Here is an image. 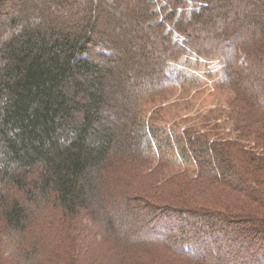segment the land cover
Instances as JSON below:
<instances>
[{
	"label": "trees",
	"instance_id": "16d2710c",
	"mask_svg": "<svg viewBox=\"0 0 264 264\" xmlns=\"http://www.w3.org/2000/svg\"><path fill=\"white\" fill-rule=\"evenodd\" d=\"M218 7L222 36L248 24L263 43L198 48L193 27L206 24ZM127 12L165 44L161 79L146 89L134 88L144 56L132 50L124 30L120 16ZM254 48L264 53V0H0V264H38L34 257L55 231L54 241L66 252L48 264H212L190 241L152 232L138 241L120 239L113 219L119 216L105 212L112 211L106 201L119 197L118 212L136 201L148 213L177 216L193 237L203 230L226 236L234 227L224 239L251 251L249 244L264 239V128L257 126L264 100L237 82L243 71L264 67ZM191 58L223 65L220 85L235 98L230 116L237 135L226 139L185 128L168 147L195 170L148 183V171L168 166H149L154 142L143 108L179 84L172 68ZM128 163L134 175L123 169ZM109 182L118 194L111 191L104 200ZM211 191L214 203L203 200ZM83 233L94 246H107L94 263L75 253ZM250 256L264 264L261 248Z\"/></svg>",
	"mask_w": 264,
	"mask_h": 264
},
{
	"label": "rangeland",
	"instance_id": "374dc122",
	"mask_svg": "<svg viewBox=\"0 0 264 264\" xmlns=\"http://www.w3.org/2000/svg\"><path fill=\"white\" fill-rule=\"evenodd\" d=\"M141 0H131L133 2H140ZM219 3V1H218ZM243 6V4H239ZM233 10L228 13L232 15ZM126 16L123 18L121 15L122 24L126 35L133 40L132 50L141 52L144 58H142L139 66L142 70L141 74L137 76L135 80L134 88L143 89L149 88L148 83L151 85L156 81H160L161 77L158 74V65L165 54L163 50L164 42H161L159 37L154 32V29L143 27L139 25L136 18L132 17L130 13H124ZM223 10L218 7L213 12L214 16L207 18L206 24L194 25L192 36L196 38L195 44L200 49H214L221 50L229 46L232 42H251L255 48L257 45L263 43L262 37L251 35V25L242 27L240 33L232 34L230 37L222 36L219 32V28L224 25ZM130 17V18H129ZM126 37V36H125ZM127 38V37H126ZM139 38V41H137ZM163 43V44H162ZM254 48L255 56L257 58H264V53L257 51ZM145 53V55H144ZM138 54V53H137ZM156 64V66H155ZM223 65L219 61H204L190 59V63L181 61L172 68V74L179 82L169 94L163 98L155 101L148 102L143 108V121L145 125L148 138L154 142L152 149L148 153L150 159V168L155 167L158 162L162 161L166 163L168 168L161 172L151 170L147 182L157 180L163 174L171 175L175 171L188 170L192 173L195 167L190 164H186L184 160L175 158L176 151H171L169 142H173L175 136L180 132H183L185 128L192 127L193 129L201 132H207L210 135H218L226 139H234L236 137L235 122L230 116L232 113L231 104L234 96L229 91L223 89L220 82L223 78ZM236 75L239 73H237ZM135 75V74H134ZM237 85L240 89L245 90L247 93L254 94L252 97L263 98L264 100V67L255 70H246L240 73L238 77ZM260 100V99H259ZM261 114V113H260ZM128 119L129 115L127 110L123 114ZM128 115V116H127ZM260 118H264V115H260ZM259 118V119H260ZM258 121V120H257ZM260 122V123H259ZM257 123L258 128H264V119ZM263 126V127H262ZM252 148H256V142L251 139L249 142ZM133 164H125L123 169L125 172H129L134 175ZM165 178V177H161ZM134 179V178H133ZM132 177H128L127 180L133 181ZM130 186L135 187L137 184L131 183ZM109 188H105L103 191V199L110 197L112 189V183H108ZM115 190V189H114ZM111 194H118L111 192ZM214 194L204 197L203 200H208L210 203H214ZM243 201L246 200L243 196H238ZM115 200V201H114ZM110 199L106 201V205H110L112 211H107L106 215L116 216L119 218L114 219V225L116 227L115 234L120 239H126L127 242L138 241L137 238L145 237L148 232H152L155 236L170 237L172 241H190L196 245V248H202L201 251L206 253L209 263L212 264H232L229 262L234 261V264H263L258 261H254V258L250 256L251 252L261 248V252L264 253V239L255 240V242L249 244L250 250L248 251L247 245L240 246L236 242L229 243L224 237L232 236L235 233V228L228 229V235L221 233H215L209 235L207 231L203 230L198 237H193L187 230H181V223L176 221L177 216L171 215L168 212H158L155 214L148 213L146 207H137L136 201L133 205H126V209L123 212H118L115 208L116 203H123L121 197ZM111 201V202H110ZM249 203L252 201L249 199ZM236 211H243L242 209L232 208ZM44 232L48 230H42ZM51 231V230H49ZM55 231L54 233H56ZM50 233L45 237V243L41 244L38 254L34 257L38 264L54 263L53 257L60 258L63 250L62 246L56 244V235ZM58 233V232H57ZM90 234L83 233L78 242H75L74 250L76 254L86 253V262L91 263L94 258L101 256V253L107 254V246L96 247L93 245V240L89 237ZM54 238L56 239L54 241ZM194 238H197L194 239ZM62 241V240H61ZM126 242V243H127ZM202 243V245H201ZM121 245V244H120ZM27 248V247H26ZM91 262H89L90 260ZM257 257V256H256ZM261 256L258 258L260 259ZM92 258V259H91ZM262 258V257H261ZM217 259V260H216ZM256 259V258H255ZM264 261V258H262ZM218 261V262H217ZM93 261L92 263H94ZM99 262V261H98ZM96 264V263H95ZM100 264H110L108 261H104Z\"/></svg>",
	"mask_w": 264,
	"mask_h": 264
}]
</instances>
